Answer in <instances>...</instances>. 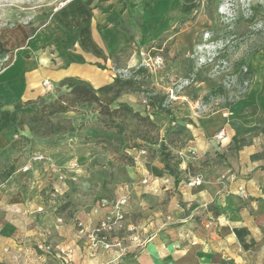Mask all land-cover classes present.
I'll return each mask as SVG.
<instances>
[{
    "label": "rangeland",
    "instance_id": "obj_1",
    "mask_svg": "<svg viewBox=\"0 0 264 264\" xmlns=\"http://www.w3.org/2000/svg\"><path fill=\"white\" fill-rule=\"evenodd\" d=\"M68 1L0 0V73L13 55L42 41V28ZM108 1L132 6V0H86L94 5ZM171 1L178 3L177 21L158 32L150 60L129 67L117 54L110 55L111 65L98 64L106 77L95 86L86 80L110 109L126 102L141 117L101 113L96 103H80L31 121L32 108L25 105L18 110L23 123L0 129V187L16 190L25 207L35 204L38 212L50 209L75 220L78 240L87 235L90 241L93 229L87 232L77 219L80 210L106 209L108 215L113 201L125 197V218L152 225L157 224V210L166 211L174 195L181 205L183 187L232 193L231 183L264 177V0ZM18 26L24 27L27 41L6 46L3 31ZM257 76L259 88L254 89ZM43 86L40 97L47 103L66 91L49 80ZM103 86L113 88L101 91ZM214 115L224 119L221 125L212 123ZM63 119L75 130L39 133ZM219 131L224 132L221 140L216 138ZM195 136L204 141L202 151L192 147ZM36 152L44 153L43 165L23 171ZM42 177L47 186L39 188V197H29V182ZM263 177L256 178L262 191ZM194 178L201 183L190 185ZM236 190L248 193L243 182ZM203 216L197 214L196 222ZM31 242L39 264L72 261L73 246L62 249L49 236Z\"/></svg>",
    "mask_w": 264,
    "mask_h": 264
},
{
    "label": "crops",
    "instance_id": "obj_2",
    "mask_svg": "<svg viewBox=\"0 0 264 264\" xmlns=\"http://www.w3.org/2000/svg\"><path fill=\"white\" fill-rule=\"evenodd\" d=\"M90 3L70 0L59 7L42 28V41L32 42L10 58L0 73V112L12 110L16 102L39 98L45 80L60 86L70 76L95 86L106 77L98 72V64L111 65L110 55L117 54L129 67L150 60L148 52L158 32L175 26L178 18V3L171 0H132L128 7L112 1ZM2 36L8 47L27 41L22 26L6 28ZM214 116L215 127L221 125L224 119ZM196 136L192 147L202 151L204 141ZM257 176L242 181L247 194L236 190L240 181L230 184L232 193L183 187L182 206L174 195L166 211L157 210V224H135L126 215L125 226L112 234L126 247L122 256L115 247L91 249L87 235L75 238V220L50 209L38 212L33 203L25 207L16 190L0 187V264H39L31 241L46 236L62 249L73 246L70 264H264V191L256 179L263 175ZM42 186H47L46 178L31 179L28 196L39 197ZM107 213L106 209L80 210L76 217L88 232ZM199 213L205 219L197 223ZM55 262L62 264L59 258Z\"/></svg>",
    "mask_w": 264,
    "mask_h": 264
},
{
    "label": "trees",
    "instance_id": "obj_3",
    "mask_svg": "<svg viewBox=\"0 0 264 264\" xmlns=\"http://www.w3.org/2000/svg\"><path fill=\"white\" fill-rule=\"evenodd\" d=\"M150 45L149 47H151ZM60 86H65L66 91L61 92L52 102H43L41 97L35 100H29L25 103L16 102L12 110H3L0 112V129L7 125L21 124L24 122V115L21 117L18 115V110L25 105H30L32 112L28 116L31 118V121H37L43 118V114L46 113L47 116L53 115L56 113H63L75 107V105L80 103H96L99 106V112L101 113H115L120 111L128 112L136 117H141L138 111H133L132 108L126 102H120L119 106L113 109H110L108 105L104 104L101 101L95 89L91 84L85 80L76 78V77H65L61 80ZM113 86H103L100 88L101 91H110ZM162 100V98H160ZM41 106L38 108L39 103ZM35 104H38L37 106ZM149 105L156 108L155 102L149 100ZM148 118V117H147ZM39 129V128H38ZM75 127L65 119L63 123L56 121L53 125H49L47 129L43 127L39 133L43 136L52 133H66L74 131ZM38 132V131H37Z\"/></svg>",
    "mask_w": 264,
    "mask_h": 264
},
{
    "label": "built area",
    "instance_id": "obj_4",
    "mask_svg": "<svg viewBox=\"0 0 264 264\" xmlns=\"http://www.w3.org/2000/svg\"><path fill=\"white\" fill-rule=\"evenodd\" d=\"M149 53V52H148ZM224 132L219 131L216 134V138L221 140L223 138ZM46 160L44 153L36 152L33 153L28 161L22 166L23 171H28L30 168L37 163H42ZM201 183V179L194 178L189 181L190 185H198ZM127 200L125 197H119L113 201L111 204L110 213L103 219L99 220L93 227L92 230L89 231V238L91 241V247L93 249H109V248H117L121 249L120 251L126 250L120 242V239H112V234L117 229L123 228L125 222V206ZM126 229L134 232V227L126 226Z\"/></svg>",
    "mask_w": 264,
    "mask_h": 264
},
{
    "label": "bare ground",
    "instance_id": "obj_5",
    "mask_svg": "<svg viewBox=\"0 0 264 264\" xmlns=\"http://www.w3.org/2000/svg\"><path fill=\"white\" fill-rule=\"evenodd\" d=\"M257 74H258V72H257ZM260 83V79H259V77L257 76V78H256V82H255V84H254V86H253V88L255 89V87L257 88L258 86V84Z\"/></svg>",
    "mask_w": 264,
    "mask_h": 264
}]
</instances>
